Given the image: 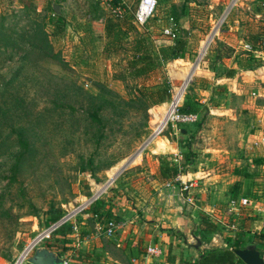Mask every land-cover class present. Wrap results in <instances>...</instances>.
I'll list each match as a JSON object with an SVG mask.
<instances>
[{
  "label": "rangeland",
  "instance_id": "rangeland-1",
  "mask_svg": "<svg viewBox=\"0 0 264 264\" xmlns=\"http://www.w3.org/2000/svg\"><path fill=\"white\" fill-rule=\"evenodd\" d=\"M121 1L127 7L121 25L130 23L137 33L144 34L155 46L171 43L158 41L166 39L160 33V25L166 23L168 14L165 15V11L170 9L171 3L173 11L169 13L177 24V38L186 42L184 58L166 61L146 77L137 78L127 67L128 51L135 33L131 30L117 49L103 51L105 39L101 32L107 14L94 0H0V17H4L5 25L13 23L11 28L14 31L16 27L25 26L26 19H36L48 34L52 53L58 56L57 59L39 60L38 67H34L32 61L21 58V48L7 46L5 53L11 58L0 59V113L4 117L8 115L6 112L14 113L10 115L13 119L11 127L4 124V117L0 118V264H12L36 233L74 211L97 186L104 184L106 189L86 212L97 211L103 217L122 222L133 219L131 224L136 229L142 222L145 226L156 225V229L170 241L168 249L174 247L176 255L183 254V251L193 253V245H197L196 248L204 246L202 250L222 247L220 243L211 242L214 234L202 235L198 230L201 212L198 208L200 202L192 195L195 193L188 190L192 203L187 204L182 201L184 193L179 195L173 179L158 178V162L166 154L154 150L157 145L163 146L161 141L165 143V138L174 140L178 151L187 155L186 159L196 168L209 165L219 174L222 172L225 181L231 179L225 186L219 181L221 188L211 187V183L205 190V202L217 199V195L223 196L219 197L221 200H215L218 214L213 216V212L210 213L207 215L209 220L216 217L223 223L229 222L224 212L226 200L231 196L242 195L252 201L264 198V143L258 147L251 144L259 140L260 133L264 135V44L261 42L264 39V1L193 0L195 25L186 29L179 27L176 9L187 0H158L153 17L141 27L131 23L137 0ZM51 4L58 5V14L53 12ZM11 14L15 17L12 18ZM76 25H81L80 29ZM76 30H82L81 34L78 35ZM251 34L258 35L253 47L249 42ZM81 36L83 40L80 41ZM246 43L248 47L244 46ZM197 54H201L200 58L193 64ZM233 64L237 68L233 69ZM182 67L183 73L180 72ZM202 69L212 70L216 76L223 75L226 69L235 70L237 76L234 73L225 82L226 86L235 88V92L226 90V86L224 90L212 87L206 93L200 91L206 87L204 81H200L202 78L196 76ZM238 72H242L241 75ZM163 79L169 85V99L150 106L145 121L132 111L125 115V120L120 122L121 130L114 131L99 148L112 156L124 155L111 166L94 170L78 168L76 153L86 155L89 150L78 148L76 133L68 134L63 125L60 128L50 126V115L44 111L43 119L48 130L45 131L44 124H37L43 136L38 135L34 119L30 125L27 119L17 116L20 113L11 106L8 95L10 92L22 97L25 107L33 114L51 107L49 99L58 90L56 86L70 85L76 91L77 84L85 91L96 93L99 84L129 99L137 94L134 89L142 84L152 86ZM179 91L182 92L180 104L187 100L198 108L197 120L178 126L180 130L167 126L139 148L153 127L161 125L166 103L173 93ZM66 99L73 101L74 98ZM66 99L56 101L62 103L68 101ZM71 104L76 114V101ZM23 126H31L28 135L37 146L31 151L33 155L27 156L14 174L15 148L10 129ZM41 128L44 129L40 131ZM41 141H47V144L38 145ZM131 155L130 162L125 165ZM110 175L113 178L107 185ZM112 211L116 216L111 215ZM83 217L75 215L72 222L63 227L77 224L79 219L92 220ZM215 231L220 236L236 234L219 222ZM149 232L150 229L144 231ZM132 235L128 236L129 244ZM140 237L142 243L143 235ZM146 247L141 245L135 251L128 248V259L134 256L138 261L147 259L150 263H161L156 259L162 258L163 254L148 256ZM129 263L134 262L130 260Z\"/></svg>",
  "mask_w": 264,
  "mask_h": 264
},
{
  "label": "trees",
  "instance_id": "trees-1",
  "mask_svg": "<svg viewBox=\"0 0 264 264\" xmlns=\"http://www.w3.org/2000/svg\"><path fill=\"white\" fill-rule=\"evenodd\" d=\"M25 14L27 15V12H25ZM169 15L173 17V15ZM13 17H15V15H12V18ZM26 20L27 23L25 26L16 27L13 31L11 28L13 23L5 25L4 17H0V59L8 60L11 58L9 54L5 53V48L7 46L21 48V58L32 61L34 67H38L37 64H39V60L45 58L57 59V54L51 51L48 34L44 30L43 25L34 18ZM122 20L123 19H116L108 14L104 17L102 33L105 41L102 50L108 51L117 49L120 41L122 39H127L129 32L132 30L135 33V37L131 42L127 59V67L131 68L132 76L137 78L146 77L154 68L161 67L166 61L184 57L186 46L185 39L181 37L177 38L176 35L170 44L155 46L144 34L137 33L130 23H126L125 26H122ZM257 37L258 35L254 34H251L249 37V42L252 44V47ZM261 42L264 44V39ZM233 73V69H226L224 75L228 77ZM71 88L73 87L70 85H64L63 87L56 86L58 90H55V94L49 99L51 107L49 109L42 108V111H36L33 114L25 107L22 97L13 96L10 92H8V95L12 100L13 105L11 106H14V110L20 113V115L17 116L27 119L30 125L34 119L36 130H38L39 124H44L45 131L48 130L43 119L45 111L50 115L48 121L50 126L55 125L57 128H60L63 125L66 126L64 131L68 134L74 135L76 133V144L78 148L89 150L86 155H83V153H76L79 170L85 168L90 170L107 168L117 159L121 158L124 155L122 153L112 156L105 153L103 150L99 151L103 141L109 136H112L114 131L119 132L121 130L122 123L120 122L125 120V115L129 112L132 111L133 113H137L142 120L144 119L145 121L147 115L146 110L150 106L162 103L170 97L169 85L166 79L152 86L142 84L134 89L137 94L131 96L129 99H124L110 89L99 84L96 87V93L85 91L77 84L76 91ZM217 89L224 90L225 88L218 86ZM69 97L74 98L73 101H70L71 99H66ZM58 98H65L68 101L62 103L57 102L56 99ZM75 101L76 114L74 106L71 104ZM178 111L196 113L198 112V108L190 104L187 100H184L179 105ZM6 114L8 115L4 117L1 112L0 118L4 117V124L11 127L13 119L10 115L14 113L6 112ZM31 115L33 117H31ZM44 128H41L40 131ZM30 131L31 126L12 127L10 129V134H13L11 138L12 146L15 148V163L12 166L14 174L17 173L26 157L33 155L34 152L31 151L37 146L34 139H30L28 135ZM38 135L43 136L39 130ZM70 143H72V140ZM45 144H47V141L46 143L41 141L38 145ZM183 164L184 162L180 161L177 165L166 155H163L158 162V178L160 180L173 179L180 171L178 166ZM52 218L54 219L55 216ZM216 225L214 221L209 220V218L203 214L198 217L197 228L202 235L215 232ZM70 231V226L65 228L61 226L57 229V233L61 235L68 234ZM242 247V241H231L226 247L213 246L200 251L197 258H194L192 261H184L183 264H244L233 253L234 249ZM259 253H261V251H259Z\"/></svg>",
  "mask_w": 264,
  "mask_h": 264
},
{
  "label": "crops",
  "instance_id": "crops-1",
  "mask_svg": "<svg viewBox=\"0 0 264 264\" xmlns=\"http://www.w3.org/2000/svg\"><path fill=\"white\" fill-rule=\"evenodd\" d=\"M158 1V0H157ZM174 2V0H171ZM170 1V2H171ZM191 1V2H190ZM193 0H187L185 1L184 5H180L176 9L177 14V22H179V27L182 29H186L188 26L195 25L194 17H193ZM264 1V0H263ZM189 4V5H188ZM248 6H250L248 4ZM247 6V7H248ZM170 11H173V7L170 3V9L168 11H165V15H169ZM162 14V13H161ZM167 15V16H168ZM81 25H76L77 28H79ZM80 29V28H79ZM161 29V25H160ZM82 30H76V33L80 35ZM102 34V32H101ZM83 37H80V41L83 40ZM78 41V42H80ZM161 42H168L169 40L161 38ZM171 42V41H170ZM247 44V43H246ZM186 49V47H185ZM185 54V51H184ZM187 57V56H186ZM184 58V57H183ZM183 58H177L182 60ZM173 61H177L174 59ZM185 67V66H184ZM180 68V72L183 73V68ZM232 68H237L236 64L232 65ZM181 73V75H182ZM235 75L237 74L234 70ZM233 73V74H234ZM242 73V72H241ZM240 72H238L239 75H241ZM196 74V73H195ZM232 74V75H233ZM226 77L223 75H214V72L209 69H202L199 74L196 76H199L200 81H204V85H206L205 88H202L200 91H203V93H206L207 91H211L212 87L217 89L218 86L225 87V82H228L230 77ZM237 76V75H236ZM184 77V76H183ZM226 90H230L232 87L226 86ZM231 91L235 92V88L231 89ZM179 93H176L177 97L180 95ZM200 102H202L200 100ZM260 133V132H259ZM260 135V134H259ZM162 147L156 146V149L154 151L161 152L163 154H166L168 158H170L175 164L178 165L180 161H183L184 164L181 166H178L180 171L177 173L176 177L178 176V180L174 181L175 184L179 183V180H185V179H193L195 180L194 186L191 187V192L195 193L192 194L195 196L196 201H199V210L201 214L205 215L207 218H209L207 215L213 212V216L215 214H218V210L216 207L218 206L217 201L215 200H221L223 196L217 195V199H210L209 201L205 202L206 196L204 195L205 190L208 188V186L211 184V187L221 188L219 181H222L225 186V183L231 182L230 180L225 181L224 177L221 174H219V171H215L212 169L209 165L205 168H196V165H192L187 155H182L176 146V143L174 140H168L165 138V143L161 141ZM154 148V145H153ZM152 148V149H153ZM159 148V149H158ZM187 158V159H186ZM188 163V164H187ZM200 178V179H199ZM172 180V179H171ZM217 180V183H214V181ZM233 180V178H232ZM200 184L204 185L203 187L200 186ZM111 215L116 216V213L112 211ZM87 216L83 217L86 218ZM89 218V217H88ZM126 220V219H124ZM133 220V219H132ZM132 220L124 221V224L118 229L116 234L114 236L105 237V236H99V235H92L91 238L85 240L84 235L86 234H92L93 229V220H86L84 219L77 222V232H69L68 234L61 235L60 233L52 235L49 241L45 243L46 248L49 250H52L59 255H65L68 256L72 262V264H130L129 261H133V264H183L184 261H192L194 258L198 257V254L200 251H202L203 247L201 245L200 248H195L194 245L192 246L193 253H186V251H183V254L176 255L175 251H173V248H170V241L166 240V237L164 236V233L156 229V225L151 226H145V223L142 222L139 224V228L136 229L131 223ZM217 224V223H216ZM237 230L235 231L236 234L228 233L226 235L218 234L219 232H213L215 237L211 238V242H217L220 243L222 247H226L229 243L235 242V241H242L243 247L247 245H254L255 248L258 251H264V198H259L255 201L250 200L249 198V204L244 207L240 213V216L237 220ZM150 229L149 233H144L145 230ZM130 234L132 235V240L129 244L130 238L128 236ZM143 235V242L141 243L140 236ZM151 240V241H150ZM152 242V244H151ZM51 243V246H50ZM144 245V246H152L160 249V254L158 255H149L148 256H160L163 254L162 258L156 259L158 262L161 263H155L152 261L151 263L146 260L138 261L134 256L128 259V248L131 251H135L137 247ZM168 251V253H167ZM141 256V255H140ZM28 264V263H25Z\"/></svg>",
  "mask_w": 264,
  "mask_h": 264
},
{
  "label": "built area",
  "instance_id": "built-area-1",
  "mask_svg": "<svg viewBox=\"0 0 264 264\" xmlns=\"http://www.w3.org/2000/svg\"><path fill=\"white\" fill-rule=\"evenodd\" d=\"M97 2L103 10L110 16L116 19H123L126 14V5L121 0H94ZM157 0H137L136 6L131 15V23L135 27H141L147 21V19L153 17ZM160 33L169 41H172L176 37L177 33V24L174 18L170 15L166 17V23L161 26ZM248 47L247 44L244 45ZM182 98L181 94L175 98V93L171 95L170 100L166 103V107L163 112L162 123L157 128L153 127L151 133L146 138V141H151L154 137L158 136L167 126H170L174 130H180L178 126L188 125L194 123L197 118V113L192 112H179L178 107L180 105V100ZM260 138L257 141H253L251 144L255 147H258L260 144L264 143V135L260 133ZM112 178H108L106 181L107 185ZM174 181L178 180V176L173 178ZM195 180L185 179L179 180L178 186L179 195L184 193L182 196V201L191 204L192 198L187 194L188 190L194 186ZM106 184L97 186V189L88 197L85 198L79 205L76 206L74 211H70L65 215L61 216L47 227L36 233L27 243L23 246L22 250L15 257L12 264H25L27 263L26 259L32 254L33 250L38 246H45V243L50 240L52 234L61 226L72 222V219L75 215H83L90 217L93 220V233L84 235V239L87 240L92 237V235H101L105 237L114 236L118 229L124 224L121 220H116L113 217H103L97 211L95 212H86L85 210L91 206L95 200L99 198V195L106 189ZM105 188V189H104ZM104 189V190H103ZM103 190V191H102ZM98 192V193H97ZM249 204V199L245 196H231L226 200L225 216L229 217V222L223 223L216 217H212L215 223L219 222L224 225L226 228L231 231L237 230V220L240 216V213L244 207ZM210 216V215H209ZM71 232H77L76 223H71ZM146 253L149 255H158L160 254V249L156 247H146ZM261 259L264 261V251L259 253ZM61 262L60 264H72L70 258L65 255H59Z\"/></svg>",
  "mask_w": 264,
  "mask_h": 264
},
{
  "label": "water",
  "instance_id": "water-1",
  "mask_svg": "<svg viewBox=\"0 0 264 264\" xmlns=\"http://www.w3.org/2000/svg\"><path fill=\"white\" fill-rule=\"evenodd\" d=\"M51 8L54 13L58 14L59 11L57 4H51ZM225 11H227V9ZM200 55L201 54H197L193 64H196L198 62ZM132 156L133 155L126 159L125 165L130 162ZM196 247L197 245H195V248ZM233 253L244 264H264V261L259 255V251L255 248L254 245H247L242 248L234 249ZM26 261L28 264H60L61 259L58 253L49 250L44 246H38L33 250L32 254L26 259Z\"/></svg>",
  "mask_w": 264,
  "mask_h": 264
},
{
  "label": "bare ground",
  "instance_id": "bare-ground-1",
  "mask_svg": "<svg viewBox=\"0 0 264 264\" xmlns=\"http://www.w3.org/2000/svg\"><path fill=\"white\" fill-rule=\"evenodd\" d=\"M180 94H181V93H180ZM176 97H177V95L175 94V98H176ZM146 142H147V141H145V142L142 144V146H140L139 148H142V147H143V145H144V144H146ZM110 178H113V176H112V175H110Z\"/></svg>",
  "mask_w": 264,
  "mask_h": 264
}]
</instances>
